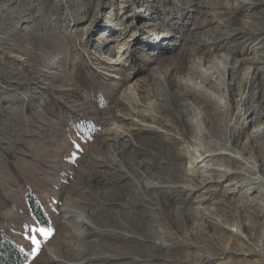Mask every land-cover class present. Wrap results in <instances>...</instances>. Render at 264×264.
Instances as JSON below:
<instances>
[{
    "label": "rangeland",
    "instance_id": "obj_1",
    "mask_svg": "<svg viewBox=\"0 0 264 264\" xmlns=\"http://www.w3.org/2000/svg\"><path fill=\"white\" fill-rule=\"evenodd\" d=\"M248 2L0 0V228L25 253L24 264H56L51 256L62 264L263 262L244 255L250 245L236 235L237 223L252 220L235 210L242 192L226 198L233 208L227 212L220 190L204 196L201 207H218L227 220L226 228H212L196 208V194L184 203L186 194L143 185L148 179L167 183L168 138L180 140L178 147L202 143L199 110L212 119L218 97L228 98L232 112L241 107L238 93L248 96L242 122L252 105L261 104L264 113L262 74L242 85L244 69L257 65L252 60L261 59L264 49L246 52L258 41L254 33L232 35L250 20L264 27V0L252 8ZM225 54L231 57L227 64L236 61L234 71L214 73L213 80L219 76L228 84L214 101L195 91V64L223 65ZM191 103L195 110L187 112L184 105ZM258 120L237 130L234 143H244L264 117ZM29 195L41 203L47 224L32 215ZM68 200L91 225L79 214L67 216ZM259 200L263 214L255 218L260 225L251 242L264 235ZM171 237L191 245L169 249ZM224 251L217 260H200Z\"/></svg>",
    "mask_w": 264,
    "mask_h": 264
},
{
    "label": "bare ground",
    "instance_id": "obj_2",
    "mask_svg": "<svg viewBox=\"0 0 264 264\" xmlns=\"http://www.w3.org/2000/svg\"><path fill=\"white\" fill-rule=\"evenodd\" d=\"M259 3L260 0H249L247 4L252 8L256 7ZM246 32L254 33L258 36V41L256 42V44L253 45L251 49L246 48V52H250L255 49H264V37H259V34H264V27L262 25L255 24L250 20L248 21L246 26H242L241 28L234 30L232 32V35L237 37L241 36V34L239 33ZM230 59V55H223V65H216L215 63L207 65L208 63L205 64V62H203V59H199L198 63L195 64V68L197 70H194V72L199 73L198 78L200 79L194 82L195 91L215 101V99H217V91L220 89L223 90L224 87L228 88V84L224 85L223 78H219V76L218 78L215 77V80H213V75L215 72L220 70L224 72L226 71L227 74L232 76L234 71L233 63L236 61H233L232 59V62L230 64H227ZM252 63L257 65L246 67L242 73L243 86H249L254 77H256L258 74H262V76L264 77V55L261 59L252 60ZM199 66H204L205 70L199 69ZM208 80L213 82L208 83ZM238 96L241 107L236 111L233 110L231 112V108L228 104V98H226L225 96L224 99L218 97V99L222 100V102H219L220 105H218L215 109L212 119L209 117V114L205 109H203L204 112L199 110L197 123L201 124V127L200 129L196 130L198 135L200 136L199 142L201 141L202 143H198V145L195 146V142H186V146L178 147L177 144L181 142L180 140L173 137L168 138L171 146L168 152L165 154V159L163 161L166 164L167 170V174L163 180L167 181V183L164 185H157L151 180L145 179L146 181L143 185L145 189H150L152 191L157 190L158 188L168 189L172 192H175L176 196L178 197L186 194L188 201H183L184 203L190 202L191 197L196 194L195 197L198 198L196 201H194L197 203L196 208L201 211L202 219L205 221L206 225L212 228H226L227 220L226 218L218 215V211H220L218 207H201L200 202H204V196H211L220 190L222 193L221 204L224 205V208L228 207V209H233L229 205V202L226 200V198H232V196H234L235 193H238V191L242 192L241 195L239 194L238 198H236L237 202L235 210L237 212L246 211L247 213H249V216L252 217V220L248 224L237 223L238 230L236 232V235L241 236L242 239H244L250 245V248L247 249L244 255L259 256L261 257V260H263L261 264H264V235L260 234L262 238L260 236V239L256 240L255 242L249 241L254 233H252V230L258 232V226L260 225L256 222L255 218L263 214L262 203L259 199H264V122L256 125L251 129L244 143H234L236 131H246V129H248L251 124L256 123L258 119L260 120L261 117H264V113L261 110V104L252 105L251 113L246 117L247 120L245 122H242L240 118L242 116V111H245L244 105L245 102L248 101V96H244L243 92H239ZM192 104L193 103H191L190 105H184V108H186L187 112L189 110H195L192 109ZM182 113H185V111H182ZM149 118L157 121L156 117H153L152 115H150ZM158 119L160 120V118ZM159 124L164 128H168L167 124H164L163 122ZM157 130L159 131L158 128ZM163 132H165V130ZM173 132L180 133L184 138V135L180 128L175 127L173 129ZM102 160L104 159L102 158ZM185 161H187L186 167H184ZM100 162L102 161L100 160ZM184 169L185 171H183ZM76 207L77 206L75 201L72 202L71 200H68V203L63 208V211L67 212V216L70 217H74L75 215L79 214V221H82L84 224L90 223L91 225V221L87 219L85 215L82 214V212H80ZM196 208L193 207V209ZM223 211L227 212L228 210L226 208ZM177 212L183 214V218H188V211L184 212L181 207L177 208ZM173 214L175 216L176 212H174ZM179 218L181 217H178L177 219ZM245 227L248 229V234L242 235L240 229L244 230L246 229ZM94 228L96 230L99 229H97L96 227ZM75 233H78L79 236L83 235V233H79V231ZM104 234L113 235L111 231ZM171 240L172 243L169 249H172L174 246L182 247L191 245V243L181 238L175 239L174 237H171ZM74 249H76V247ZM75 252L76 254H78L79 251ZM226 252L228 251H224L222 253L214 252L208 255H201L200 260L214 261L219 259L220 255H223ZM48 261L55 262L56 264L63 263L62 259L55 256H51ZM145 261L147 262L149 260Z\"/></svg>",
    "mask_w": 264,
    "mask_h": 264
},
{
    "label": "trees",
    "instance_id": "obj_3",
    "mask_svg": "<svg viewBox=\"0 0 264 264\" xmlns=\"http://www.w3.org/2000/svg\"><path fill=\"white\" fill-rule=\"evenodd\" d=\"M28 203L34 218L41 224H47L48 216L39 200L29 195ZM26 260L23 250L13 243L0 228V264H24Z\"/></svg>",
    "mask_w": 264,
    "mask_h": 264
},
{
    "label": "snow or ice",
    "instance_id": "obj_4",
    "mask_svg": "<svg viewBox=\"0 0 264 264\" xmlns=\"http://www.w3.org/2000/svg\"><path fill=\"white\" fill-rule=\"evenodd\" d=\"M45 235H47L48 233H44Z\"/></svg>",
    "mask_w": 264,
    "mask_h": 264
}]
</instances>
